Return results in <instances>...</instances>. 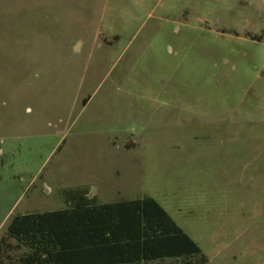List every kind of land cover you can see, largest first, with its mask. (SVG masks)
I'll list each match as a JSON object with an SVG mask.
<instances>
[{"label":"rangeland","instance_id":"rangeland-1","mask_svg":"<svg viewBox=\"0 0 264 264\" xmlns=\"http://www.w3.org/2000/svg\"><path fill=\"white\" fill-rule=\"evenodd\" d=\"M74 186L264 262V0H0V235Z\"/></svg>","mask_w":264,"mask_h":264},{"label":"trees","instance_id":"trees-1","mask_svg":"<svg viewBox=\"0 0 264 264\" xmlns=\"http://www.w3.org/2000/svg\"><path fill=\"white\" fill-rule=\"evenodd\" d=\"M62 206L16 213L0 235V264H206L207 256L148 195L100 202L85 186ZM261 264H264L261 263Z\"/></svg>","mask_w":264,"mask_h":264},{"label":"crops","instance_id":"crops-1","mask_svg":"<svg viewBox=\"0 0 264 264\" xmlns=\"http://www.w3.org/2000/svg\"><path fill=\"white\" fill-rule=\"evenodd\" d=\"M92 194L94 195V192H92ZM92 194L90 193V195L92 196ZM263 263V262H262Z\"/></svg>","mask_w":264,"mask_h":264}]
</instances>
